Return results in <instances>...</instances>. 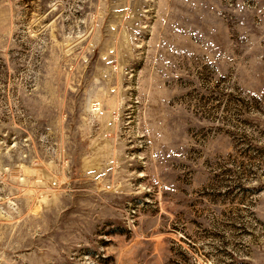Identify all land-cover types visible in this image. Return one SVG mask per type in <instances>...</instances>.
Masks as SVG:
<instances>
[{
	"label": "rangeland",
	"instance_id": "374dc122",
	"mask_svg": "<svg viewBox=\"0 0 264 264\" xmlns=\"http://www.w3.org/2000/svg\"><path fill=\"white\" fill-rule=\"evenodd\" d=\"M0 264H264V0H0Z\"/></svg>",
	"mask_w": 264,
	"mask_h": 264
},
{
	"label": "bare ground",
	"instance_id": "6f19581e",
	"mask_svg": "<svg viewBox=\"0 0 264 264\" xmlns=\"http://www.w3.org/2000/svg\"><path fill=\"white\" fill-rule=\"evenodd\" d=\"M34 208H35L34 211H36V212L39 211V209H40L39 206H36V207H34Z\"/></svg>",
	"mask_w": 264,
	"mask_h": 264
}]
</instances>
